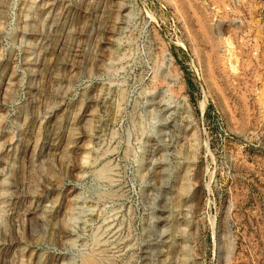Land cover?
<instances>
[{
	"label": "rangeland",
	"instance_id": "1",
	"mask_svg": "<svg viewBox=\"0 0 264 264\" xmlns=\"http://www.w3.org/2000/svg\"><path fill=\"white\" fill-rule=\"evenodd\" d=\"M0 264H264V0H0Z\"/></svg>",
	"mask_w": 264,
	"mask_h": 264
},
{
	"label": "bare ground",
	"instance_id": "2",
	"mask_svg": "<svg viewBox=\"0 0 264 264\" xmlns=\"http://www.w3.org/2000/svg\"><path fill=\"white\" fill-rule=\"evenodd\" d=\"M6 2V1H5ZM9 2H10V0H9ZM196 2V1H195ZM1 4H2V2H1ZM8 4V3H7ZM3 6V5H2ZM8 7V6H7ZM2 13V12H1ZM5 23V22H4ZM88 258H89V256H88ZM92 260H94L93 258H92ZM85 261V260H84ZM90 262V261H89ZM93 262H95V261H93Z\"/></svg>",
	"mask_w": 264,
	"mask_h": 264
}]
</instances>
